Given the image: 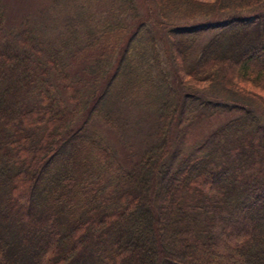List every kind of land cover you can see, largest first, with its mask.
I'll list each match as a JSON object with an SVG mask.
<instances>
[{
    "label": "trees",
    "instance_id": "obj_1",
    "mask_svg": "<svg viewBox=\"0 0 264 264\" xmlns=\"http://www.w3.org/2000/svg\"><path fill=\"white\" fill-rule=\"evenodd\" d=\"M102 1L0 0V264H264V0Z\"/></svg>",
    "mask_w": 264,
    "mask_h": 264
},
{
    "label": "rangeland",
    "instance_id": "obj_2",
    "mask_svg": "<svg viewBox=\"0 0 264 264\" xmlns=\"http://www.w3.org/2000/svg\"><path fill=\"white\" fill-rule=\"evenodd\" d=\"M21 1V0H20ZM19 0H12L13 3L17 4L19 2L20 5L27 6L31 2L32 4V13H33V19H40L42 22H47L48 24L53 23L54 24V33H57V28H63L64 22L66 17H72L74 10L82 11L81 9L84 7L86 10H88V13L91 12H99L100 8H103V5L105 4L102 0H23L22 3ZM89 1L93 2L92 5L89 3ZM138 1V11L140 12L139 18H144L147 16V19L150 20V22L153 21V18L151 17V13L157 14L158 11L155 7L147 5L146 0H137ZM11 11V9H10ZM151 12V13H150ZM12 15L14 16V20H17L20 18L19 15H22L24 13H13L11 11ZM146 15V16H145ZM11 16V15H10ZM158 16H156L157 19ZM137 18V20L139 19ZM70 21V20H69ZM136 21V20H135ZM57 24V28H55ZM153 27L155 28L157 37L162 34L161 31H164L162 28L157 27L153 23ZM53 34V32H52ZM160 40V39H159ZM163 39L161 41V47L163 51L165 52L166 49H168L170 46L167 42L163 45ZM170 53V52H169ZM171 54V53H170ZM164 58L167 59V57L164 55ZM171 69V67H169ZM138 112L140 113V110H137V117L134 119L136 120L138 118ZM222 120V117L217 116L213 120H210L208 124L205 125L202 124L200 127V132L203 133L206 131V128H210L214 125H216L217 122H220Z\"/></svg>",
    "mask_w": 264,
    "mask_h": 264
}]
</instances>
